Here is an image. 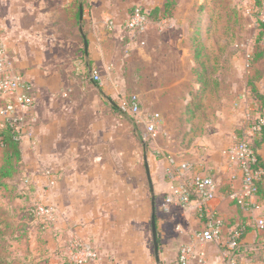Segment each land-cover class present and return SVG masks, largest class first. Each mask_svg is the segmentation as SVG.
Wrapping results in <instances>:
<instances>
[{"label": "crops", "instance_id": "obj_1", "mask_svg": "<svg viewBox=\"0 0 264 264\" xmlns=\"http://www.w3.org/2000/svg\"><path fill=\"white\" fill-rule=\"evenodd\" d=\"M190 3L86 0L78 6L74 0H0V36L12 68L24 76L34 101L29 110L18 111L23 160L19 175L11 180L19 183L27 197L55 212L48 234L42 237L35 235L38 232L23 215L17 240L11 242V264H82V253L71 248L74 242L96 250L98 259L91 264H158L145 162H139L135 144L127 153L120 144L97 141L100 134L104 135L99 119H105L104 102L99 104V96L68 92L75 89L76 82L71 79L75 57L81 44L84 46L80 33L82 5L83 31L89 46L87 53L84 48L83 65L80 61L78 65L88 72V87L102 93V85L94 78L109 69L117 70L124 58L135 54L145 66L143 81L148 85L136 96L143 112H149L144 116H161L160 136L166 120L177 116L174 107L188 106L201 87L186 42L194 19L191 21L188 13L179 14L181 7L190 10ZM171 4L172 14L167 16L166 7ZM133 8L158 10L159 18L147 21L141 32L131 31L127 22ZM109 22L114 23L113 28H109ZM255 46L249 47L241 62L230 59L229 77L220 81V87L225 88L222 108L207 109L202 118L201 112L195 116L192 113L188 117L192 122H187L184 129L170 127L166 136L153 142L156 156L148 164L155 193L159 264H181L179 253L185 245L193 246L196 252L187 264H229L230 260L264 264V253H252L264 244V229L258 225L264 222V181L263 193L252 199L250 209L238 206L232 194L242 187V173L225 155L240 138L255 148L264 163L262 136L252 130L256 119L264 114V55L258 63L259 74L248 63ZM261 46L264 48V42ZM223 70L228 72L227 66ZM160 99L164 100L162 112H156ZM91 116L95 125L83 128L82 119ZM117 121L120 126L121 121ZM116 134L113 131V137ZM167 156L176 163L191 162L196 171L214 178L216 195L208 210L220 214L224 221L218 241L201 244L197 240L208 215L198 210L196 202L165 210L166 197L177 185L167 173L171 166ZM238 228L244 232L240 244L245 250L234 255L228 244L232 231ZM201 252L205 253L203 262Z\"/></svg>", "mask_w": 264, "mask_h": 264}, {"label": "rangeland", "instance_id": "obj_2", "mask_svg": "<svg viewBox=\"0 0 264 264\" xmlns=\"http://www.w3.org/2000/svg\"><path fill=\"white\" fill-rule=\"evenodd\" d=\"M190 1V10L187 7H181L179 14L188 13L192 17L191 21L194 19L189 24L190 30L186 42L195 59L194 74L201 80V87L194 96L191 93L195 98L188 106L184 107V104H179L178 109L174 107V116L181 113L182 118L169 117L166 120L164 131L159 130L160 136L163 137L166 136V130L171 131L170 127L178 126L184 129L187 122H192L188 119L192 113L195 116L197 112H201L200 118H202L205 110L222 108L224 104L221 102V94H223L225 88L220 87V81L225 82L229 77V69L232 65L230 59L233 58L232 60L235 63L241 62V58L244 57L245 52L247 53L249 47L256 44L255 42L260 33L257 14H252L255 12L254 5L258 0H182L185 5ZM76 55L71 78L76 82V85L74 86L75 89L69 90L68 93L72 95H97L99 96V104L104 102L105 119L104 121L99 119V122L102 123L100 125L104 135L100 134V139L97 141L115 142L127 150V153L131 147L133 149L135 144L139 162L144 164L147 156L149 163V159L153 160L156 154L153 142L147 140L145 126L140 123L138 117L134 118L130 115L135 121L137 120L136 123L131 122L129 116L125 117L117 110L114 111L111 104L114 103L116 107L121 109V103L125 102L129 96L142 93L148 87L143 81L145 66L141 65L135 54L130 53L119 63L117 70L109 69L101 73L98 81L104 89L101 93L88 87V72L81 67L83 65L81 61L85 55L82 44ZM79 61L81 66L78 65ZM250 62L251 59L248 58V63L250 64ZM225 66H227L228 72L222 71ZM139 71L141 75L138 74ZM233 78L235 79V77ZM213 80H217V83L213 84ZM146 101L149 105V101ZM163 101V99H160L157 102L156 108L158 111L155 110L156 112H162ZM2 103L0 102V108L3 105ZM143 111L141 107L142 115L140 119L144 120L147 116L143 114H147L148 111ZM117 119L121 121L120 126ZM81 124L83 128L95 125L93 116L82 119ZM113 131L118 132L119 135L116 134V137H113ZM160 136L158 135V137ZM159 142L163 143L164 139L160 138ZM3 153L0 145V167L3 165ZM12 181L14 180H7L5 185L0 183V236L2 237L0 239V264H11L10 261L13 258L11 255L13 253L11 242L17 240V229L25 220L24 214L28 218L27 220L32 222L33 225L31 226L35 229V232H38L35 233L37 237H42L45 233L48 234L50 226L49 219L45 220L32 213L33 207L41 201L27 197L25 191L18 185L19 183H13ZM17 250L14 248V252H17ZM19 257L23 258L22 255ZM19 264L26 263L20 261ZM46 264L50 263L46 262Z\"/></svg>", "mask_w": 264, "mask_h": 264}, {"label": "built area", "instance_id": "obj_3", "mask_svg": "<svg viewBox=\"0 0 264 264\" xmlns=\"http://www.w3.org/2000/svg\"><path fill=\"white\" fill-rule=\"evenodd\" d=\"M257 14V23L264 25V0L260 7H254ZM147 22L145 17L136 11L132 18H129L127 26L131 31H139L144 29ZM109 28H113L114 23H108ZM99 81V77L94 78ZM0 99L2 107L0 108V128L5 124H10L17 131H21V124L18 118L19 110H29L32 108L34 101L30 93L29 87L24 76L15 71L9 61L6 47L0 36ZM121 110L128 113L132 117H138L140 123L145 126L147 140L154 142L158 137V127L162 118L158 113L147 115L143 120L140 119L141 108L139 97L131 95L125 102L121 103ZM137 121V120H136ZM264 127V114L260 115L252 126L254 133H258ZM225 155L229 162L237 165L242 173V187L239 191L232 194V199L238 206L244 209H250L252 199L257 196L258 183L264 180V168L259 165L255 151L250 144L244 139H236L235 142L225 151ZM167 160L171 166L167 169L170 179L177 183L172 193L166 197L165 210L172 207H186L192 202H196L200 212L205 211L208 215V221L205 228L197 234V240L201 244L218 241L222 236L224 226L223 218L214 211H209L208 206L216 195V184L214 178L201 171H196L195 166L191 162L176 163L172 156H167ZM176 165V166H174ZM52 185L54 183H51ZM32 213L43 219H49L51 222L54 218V210L39 202L36 204ZM259 228L264 229V222L259 221ZM241 231L235 229L232 231L231 239L228 244L231 252L235 250L239 243ZM72 250L80 251L83 255L82 264H91L98 259L97 252L94 248L87 244L74 242L71 245ZM196 252L191 245H185L180 249L179 261L181 264H187L193 260ZM200 261L205 260V253L199 254ZM51 264H62L53 262ZM229 264H236L230 260Z\"/></svg>", "mask_w": 264, "mask_h": 264}, {"label": "trees", "instance_id": "obj_4", "mask_svg": "<svg viewBox=\"0 0 264 264\" xmlns=\"http://www.w3.org/2000/svg\"><path fill=\"white\" fill-rule=\"evenodd\" d=\"M86 0H74V2L79 6V4H83L85 3ZM262 1L263 0H258V2H255V7H260L262 5ZM139 10V12L145 17V19L147 21L150 20H154L157 21L159 18V11L155 10L153 12H146L145 10L141 9V8H133V10L130 13L129 18H132L136 11ZM172 10H173V6L171 4L170 6L166 7V15L170 16L172 14ZM259 38L256 41V52L254 55L250 56L251 62H250V66L256 69V73L259 74L260 71L258 69V63L259 60L263 57L264 55V48L261 46V43L264 42V25L263 24H259ZM213 84L217 83V80H213L212 81ZM249 85L251 86L252 84L249 82ZM197 93V92H195ZM194 93V94H195ZM200 97V96H199ZM114 110H117L122 116H129L131 122L136 123L135 119L132 118L128 113L123 112L119 107H114ZM22 131V130H21ZM21 131H17L15 129V127H12L10 124H5L3 126V128H0V145L3 149V165L0 167V183H3V185H5V182H7V180H11L14 177H16L17 175H19L20 173V166H21V162H22V151H21ZM257 135H261L262 136V141L264 142V127L262 128V130L260 132L257 133ZM262 143V142H261ZM259 143V144H261ZM251 148L255 151V148L250 145ZM256 153V151H255ZM257 156V161L259 163L260 166H262L264 168V163L262 162V160L260 159V157L258 156V154L256 153ZM264 180L260 181L258 183V193L257 195H261L262 192V183ZM241 231V236L238 240V247L233 250L231 253H234V255H238L239 253H242L245 250V247L241 246L240 242L242 240L243 237V230L238 228ZM261 249L259 246H257V248H255L254 250H252L253 254H261L264 253V244L260 245ZM258 251V252H256ZM255 257H259L255 256Z\"/></svg>", "mask_w": 264, "mask_h": 264}, {"label": "water", "instance_id": "obj_5", "mask_svg": "<svg viewBox=\"0 0 264 264\" xmlns=\"http://www.w3.org/2000/svg\"><path fill=\"white\" fill-rule=\"evenodd\" d=\"M82 24H83V6L81 5L80 6V33L84 39V48H85V52L87 53L89 45H88L87 38L84 35ZM145 169H146V174H147V178H148V182H149V186H150V190H151V194H152L153 215H152L151 226H152L155 257H156L157 263L159 264L160 259H159V243H158L156 215H155V210H156V208H155V193H154V186H153V182H152V177H151V173H150V168H149L147 156L145 157Z\"/></svg>", "mask_w": 264, "mask_h": 264}]
</instances>
